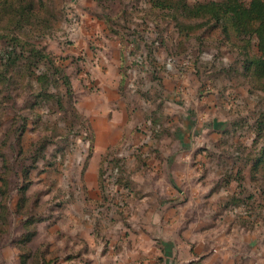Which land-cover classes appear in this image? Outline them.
Returning <instances> with one entry per match:
<instances>
[{
    "label": "rangeland",
    "instance_id": "374dc122",
    "mask_svg": "<svg viewBox=\"0 0 264 264\" xmlns=\"http://www.w3.org/2000/svg\"><path fill=\"white\" fill-rule=\"evenodd\" d=\"M35 1L37 18L0 36L42 53L0 84V264L124 263L145 251L132 235L148 212L179 210L256 235L264 264V177L243 149L264 91L241 42L180 34L150 0Z\"/></svg>",
    "mask_w": 264,
    "mask_h": 264
},
{
    "label": "trees",
    "instance_id": "16d2710c",
    "mask_svg": "<svg viewBox=\"0 0 264 264\" xmlns=\"http://www.w3.org/2000/svg\"><path fill=\"white\" fill-rule=\"evenodd\" d=\"M150 1L154 7L168 10L177 16L176 26L180 34L188 36L190 30L206 26L219 31L224 39L232 38L241 42L240 45L234 44L242 55L241 66L246 76L250 77V85L264 91V0H196L192 3L187 0ZM35 7V0H0V36L5 35L9 26L20 29L30 19L37 18ZM179 17H181L180 20ZM191 19L196 20L197 23L188 22ZM228 40L233 42L231 39ZM21 42L22 40L13 39L12 42L3 43L0 46V66L2 67L0 68V84L9 85L12 81L9 72L15 67H19L22 72L25 65L27 69L39 65L42 59L41 51L35 47L26 50ZM20 60H26V62L21 61L16 65ZM47 77L48 74L45 71L39 74L37 81L39 78ZM64 83L69 92L71 87L66 78ZM247 128L250 142L243 145V149L247 151L244 164L249 166L251 173L260 171L264 177V112L262 111L260 116L254 118L252 123H248ZM239 159V156L235 158V160ZM241 172L242 167L237 166L233 178L238 180L239 184L242 180ZM1 180L3 186L5 181ZM261 182V187L264 189V180L261 179ZM232 202L236 205L240 204V200L236 198H233Z\"/></svg>",
    "mask_w": 264,
    "mask_h": 264
},
{
    "label": "crops",
    "instance_id": "0c3cea01",
    "mask_svg": "<svg viewBox=\"0 0 264 264\" xmlns=\"http://www.w3.org/2000/svg\"><path fill=\"white\" fill-rule=\"evenodd\" d=\"M194 199L192 196L184 202H178L192 204ZM170 202L178 203L175 199ZM155 215L156 221H151L153 217L148 212L145 219L150 228L142 227L140 235H132V243L142 244L145 248L143 255H147V262L142 263L143 255L139 254L142 252L139 248L137 255H132L130 260L120 264H261L259 238L242 230L232 231L239 230L234 229L236 227L231 229L229 236L225 231L226 236H217L215 213L209 219L210 225L206 226L197 220L200 217L186 211L157 212ZM159 254L162 256L161 261L157 259Z\"/></svg>",
    "mask_w": 264,
    "mask_h": 264
}]
</instances>
